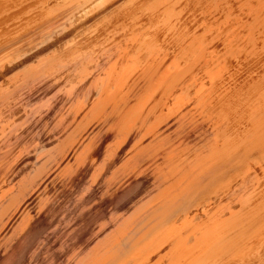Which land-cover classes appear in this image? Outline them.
<instances>
[{
  "label": "rangeland",
  "instance_id": "obj_1",
  "mask_svg": "<svg viewBox=\"0 0 264 264\" xmlns=\"http://www.w3.org/2000/svg\"><path fill=\"white\" fill-rule=\"evenodd\" d=\"M263 214L264 0H0V264H264Z\"/></svg>",
  "mask_w": 264,
  "mask_h": 264
},
{
  "label": "bare ground",
  "instance_id": "obj_2",
  "mask_svg": "<svg viewBox=\"0 0 264 264\" xmlns=\"http://www.w3.org/2000/svg\"><path fill=\"white\" fill-rule=\"evenodd\" d=\"M48 31H49V30H48ZM50 31H51V30H50ZM51 32H52V31H51ZM188 35H189V34H188ZM191 36L193 37L194 35H191ZM191 36H190V37H191ZM186 37H187V36H186ZM192 37H191V39H192ZM188 41H189V40H188ZM207 52H208V51H207ZM253 85H254V84H253ZM250 99H251V98H250ZM256 99H257V98H256ZM246 101H247V100H246ZM258 101H259V100H258ZM249 102H250V101H249ZM232 103H234V102H232ZM236 103H237V102H236ZM236 103H235V104H236ZM258 103H259V102H258ZM243 104H246V102L243 103ZM243 104H242V105H243ZM228 106H230V105H228ZM237 106H238V104H237ZM240 106H241V104H240ZM249 106H250V105H249ZM231 108H232V107H231ZM233 108H234V107H233ZM240 108H241V107H240ZM242 108H244V107L242 106ZM254 108H255V107H254ZM225 109H226V108H225ZM229 109H230V108H229ZM235 109H236V108H235ZM232 110H233V109H231V111H232ZM235 111H238V110H235ZM244 111H245V110H244ZM231 113H232V112H231ZM228 114H229V113H228ZM245 114H246V113H245ZM259 115H260V113H259ZM243 116H244V115H243ZM248 116H249V115H248ZM248 116H247V117H248ZM241 118H242V117H241ZM256 118H257V117H256ZM256 118H255V119H256ZM239 119H240V118H239ZM251 120H252V119H251ZM252 121H253V120H252ZM261 122H262V121H261ZM254 123H255V122H254ZM256 123H257V122H256ZM258 123H259V122H258ZM258 123H257V124H258ZM250 124H251V123H250ZM257 124H256V125H257ZM247 126H248V125H247ZM251 126H252V125H251ZM257 126H258V125H257ZM243 127H244V126H243ZM241 128H242V127H241ZM255 128H256V127H255ZM232 129H233V128H232ZM253 130H255V129L253 128ZM253 130H252V131H253ZM237 131H238V130H237ZM237 131H235V132H237ZM245 131H247V130L245 129ZM248 131H249V130H248ZM248 131H247V133H245V135L248 134ZM252 131L250 130L249 133L252 132ZM255 132H256V134H257V131H255ZM242 133H243V131H242ZM242 133H239V134L237 133V135H240V134H241V135L243 136ZM252 133H253V132H252ZM234 135H235V134H234ZM245 135H244V136H245ZM248 135H249V134H248ZM236 137H237V136H236ZM239 137H240V136H239ZM255 137H256V136H255ZM255 137L253 136V138H255ZM249 138H250V137H249ZM251 138H252V137H251ZM256 139H257V138H256ZM244 140H245V139H244ZM250 140H251V139H250ZM244 142H245V141H244ZM247 142H248V141H247ZM247 142H246V143H247ZM250 142H251V141H250ZM250 142H248V143H250ZM248 143H247V144H248ZM257 143H258V142H257ZM257 143H256V144H257ZM233 144H234V143H233ZM253 144H254V143H253ZM253 144H252V145H253ZM245 145H246V144H245ZM252 145H251V146H252ZM248 146H249V145H248ZM258 146H259V145H258ZM258 146H257V147H258ZM241 147H242V146H241ZM254 147H255V146H254ZM249 148H250V146H249ZM249 148H248V149H249ZM254 150H256V149H254ZM261 150H262V149H261ZM242 152H244V151H242ZM259 152H260V151H259ZM250 159H251V158H250ZM241 160H242V159H241ZM246 164H247V163H246ZM262 190H263V189H262ZM260 193H261V192H260ZM258 196H259V195H258ZM260 196H261V195H260ZM256 199H257V198H256ZM259 200H260V199H259ZM255 202H256V201H255ZM262 202H263V201H262ZM260 204H261V203H260ZM259 207H261V206H258V208H259ZM242 209H243V207H242ZM261 209H262V208H261ZM229 212H230V211H229ZM239 213H240V212H239ZM246 213H247V212H246ZM248 214H250V212H249ZM248 214H247V215H248ZM236 215H237V214H236ZM239 215H240V214H239ZM247 215H246V216H247ZM251 215H252V214H251ZM251 215H250V216H251ZM263 215H264V214H263ZM231 216H232V215H231ZM244 216H245V215H244ZM247 218H248V217H247ZM253 219H254V218H253ZM232 220H233V219H232ZM240 220H241V219H240ZM245 220H246V219H245ZM249 221H250V220H249ZM254 221H255V219H254ZM237 222H238V221H237ZM231 224H232V223H231ZM247 224H248V223H247ZM254 224H255V223H254ZM263 224H264V223H263ZM256 225H257V224H256ZM252 226H253V225H251V227H252ZM254 226H255V225H254ZM254 226L252 227L253 229H255ZM258 226H259V225H257L256 228H257ZM261 226H262V225H261ZM234 227H235V226H234ZM263 228H264V227H263ZM231 229H233V228H231ZM242 230H243V232H244V229H242ZM248 230H249V229H248ZM255 231H256V230H255ZM240 232H241V231H240ZM215 233H216V232H215ZM218 233H219V232H218ZM227 233H228V232H227ZM233 233H234V232H233ZM258 233H259V232H258ZM225 234H226V233H225ZM240 234H241V233H240ZM244 234H245V233H244ZM262 234H263V233H262ZM236 236H237V234H236ZM239 236H240V235H239ZM248 236H249V234H248ZM225 237H226V236H225ZM230 238H231V237H230ZM245 238L247 239V237H245ZM245 238H244V239H245ZM251 238H252V237H251ZM257 238H258V237H257ZM239 239H241V238H239ZM244 239H241V240H244ZM229 240H231V239H229ZM233 241H235V240L233 239ZM245 241H246V240H245ZM239 242H240V241H239ZM242 242H243V241H242ZM242 242H240V243H242ZM247 242H248V241H247ZM218 243H219V242H218ZM229 243H230V242H229ZM240 243H239V245H240ZM244 243H245V242H244ZM224 244H225V243H223V246H224ZM248 244H249V243H248ZM217 245H218V244H217ZM241 245H243V244H241ZM241 245H240V246H241ZM246 245H247V244H246ZM219 246H220V245H219ZM225 246H226V245H225ZM232 246H233V245H232ZM229 247H230V245H229ZM233 248H234V246H233ZM241 248H243V247H240V249H241ZM229 249H230V248H229ZM231 249H232V248H231ZM234 249H235V248H234ZM216 250H217V249H216ZM224 250H225V249H224ZM210 251H211V249H210ZM240 251H241V250H240ZM232 252H233V251H232ZM209 256H210V255H209ZM209 256H208V257H209ZM226 257H227V256H226ZM207 260H208V259H207Z\"/></svg>",
  "mask_w": 264,
  "mask_h": 264
}]
</instances>
